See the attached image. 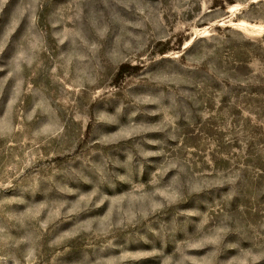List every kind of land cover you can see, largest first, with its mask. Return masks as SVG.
<instances>
[{
	"label": "rangeland",
	"instance_id": "rangeland-1",
	"mask_svg": "<svg viewBox=\"0 0 264 264\" xmlns=\"http://www.w3.org/2000/svg\"><path fill=\"white\" fill-rule=\"evenodd\" d=\"M0 264H264V0H0Z\"/></svg>",
	"mask_w": 264,
	"mask_h": 264
},
{
	"label": "trees",
	"instance_id": "trees-1",
	"mask_svg": "<svg viewBox=\"0 0 264 264\" xmlns=\"http://www.w3.org/2000/svg\"><path fill=\"white\" fill-rule=\"evenodd\" d=\"M124 68H125V65H122V66H121V70H123Z\"/></svg>",
	"mask_w": 264,
	"mask_h": 264
}]
</instances>
